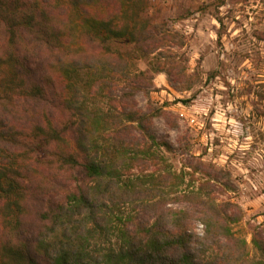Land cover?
Listing matches in <instances>:
<instances>
[{
	"label": "trees",
	"instance_id": "obj_1",
	"mask_svg": "<svg viewBox=\"0 0 264 264\" xmlns=\"http://www.w3.org/2000/svg\"><path fill=\"white\" fill-rule=\"evenodd\" d=\"M148 6L0 0V264H264V227L235 229L220 171L175 170L153 126L178 122L138 107L154 76L131 60L157 54L154 71L188 77L185 41Z\"/></svg>",
	"mask_w": 264,
	"mask_h": 264
},
{
	"label": "rangeland",
	"instance_id": "obj_2",
	"mask_svg": "<svg viewBox=\"0 0 264 264\" xmlns=\"http://www.w3.org/2000/svg\"><path fill=\"white\" fill-rule=\"evenodd\" d=\"M146 16L185 41L175 49L188 77L178 82L154 71L157 54L131 60L154 76L153 88L136 96L138 107L164 109L178 122L157 117L153 126L173 146L163 150L175 170L203 162L220 171L216 188L243 210L235 229L250 240L254 226L264 227V0H149ZM7 38L0 19V47ZM8 71L0 66V80Z\"/></svg>",
	"mask_w": 264,
	"mask_h": 264
}]
</instances>
